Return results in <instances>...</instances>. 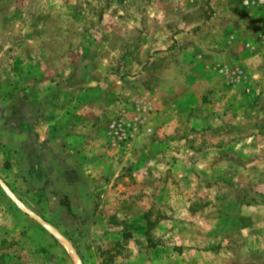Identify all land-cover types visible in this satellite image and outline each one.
<instances>
[{
  "label": "rangeland",
  "instance_id": "374dc122",
  "mask_svg": "<svg viewBox=\"0 0 264 264\" xmlns=\"http://www.w3.org/2000/svg\"><path fill=\"white\" fill-rule=\"evenodd\" d=\"M0 264H264V0H0Z\"/></svg>",
  "mask_w": 264,
  "mask_h": 264
}]
</instances>
